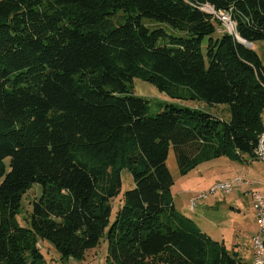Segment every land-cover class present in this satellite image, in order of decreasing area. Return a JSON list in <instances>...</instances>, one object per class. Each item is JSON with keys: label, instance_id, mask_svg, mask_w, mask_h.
Wrapping results in <instances>:
<instances>
[{"label": "trees", "instance_id": "1", "mask_svg": "<svg viewBox=\"0 0 264 264\" xmlns=\"http://www.w3.org/2000/svg\"><path fill=\"white\" fill-rule=\"evenodd\" d=\"M240 39L264 42V0H0V264H45L42 241L83 259L104 236L107 264H252L176 210L167 166L172 149L183 174L260 160L264 66ZM135 79L231 119L174 104L151 117ZM123 170L135 186L111 222Z\"/></svg>", "mask_w": 264, "mask_h": 264}, {"label": "rangeland", "instance_id": "2", "mask_svg": "<svg viewBox=\"0 0 264 264\" xmlns=\"http://www.w3.org/2000/svg\"><path fill=\"white\" fill-rule=\"evenodd\" d=\"M219 17L228 32L234 30L230 15L224 13ZM144 23L151 26L150 24L155 22L145 19ZM161 27L165 28L171 36H185L183 32L167 25H161ZM252 49L259 55L264 66V42L254 43ZM134 85L136 95L150 102L149 116L151 117L157 115L162 105L174 104L180 108L201 109L222 121L228 122L231 119L229 105L210 106L199 101L172 99L155 86L140 79H135ZM236 162L238 161L223 156L202 163L183 174L178 156L172 149L167 166L174 180L171 192L176 210L192 219L214 241L224 243L231 253H241L246 256L245 261L252 262L253 239L260 231L254 202L256 195L264 197V161L255 160L250 165ZM233 166H237V169H233ZM122 176L123 189L120 197L112 201L111 222L122 206L123 193L135 186L129 171L123 170ZM223 183H232L233 185H230L232 190L228 193L225 190H215ZM41 194L42 186L35 184L24 195L22 209L18 216V221L22 226L27 224L26 219L31 211V203ZM204 195L207 197L203 198ZM192 200L196 201L193 211L190 209ZM41 248L45 255V264H107L109 243L107 237L104 236L100 245L86 252L83 259L71 258L66 261L62 260L61 255L51 243L42 241Z\"/></svg>", "mask_w": 264, "mask_h": 264}, {"label": "built area", "instance_id": "3", "mask_svg": "<svg viewBox=\"0 0 264 264\" xmlns=\"http://www.w3.org/2000/svg\"><path fill=\"white\" fill-rule=\"evenodd\" d=\"M205 10L208 11L211 14H216L217 17L221 20L219 16L224 14V12H217L211 7V6H205ZM227 14V13H226ZM230 15V14H227ZM231 17V15H230ZM232 18V17H231ZM233 20V18H232ZM221 23L223 24L224 22L221 20ZM234 24V30L233 31H227L226 26L223 25L224 30L228 32L229 34L236 35V27L237 24L233 20ZM257 155L258 158L262 161H264V134L260 137L259 139V147L257 150ZM230 185H233L232 183H223L218 185L215 190L220 189V190H225L227 193L232 190V187ZM207 196L204 195L203 198H206ZM255 212L257 216V221L260 227V231L258 235L253 239V249H254V261L253 264H264V197L256 195L255 196ZM196 201L192 200L191 202V211L195 209Z\"/></svg>", "mask_w": 264, "mask_h": 264}, {"label": "crops", "instance_id": "4", "mask_svg": "<svg viewBox=\"0 0 264 264\" xmlns=\"http://www.w3.org/2000/svg\"><path fill=\"white\" fill-rule=\"evenodd\" d=\"M252 162H254V161H250V162H247V163H241V164H246V165H250ZM236 163H239V162H236ZM233 169H237V166H233L232 167ZM249 252V251H248ZM253 252V253H252ZM241 254V253H240ZM251 254H253V261H254V249L252 248V251H251ZM242 255V257H243V259L244 260H247V258H246V256L245 255H243V254H241ZM248 257V256H247ZM253 261L252 262H250V263H252L253 264Z\"/></svg>", "mask_w": 264, "mask_h": 264}, {"label": "water", "instance_id": "5", "mask_svg": "<svg viewBox=\"0 0 264 264\" xmlns=\"http://www.w3.org/2000/svg\"><path fill=\"white\" fill-rule=\"evenodd\" d=\"M240 42L247 48L249 49H252L253 48V44L250 43V42H247V41H243V40H240Z\"/></svg>", "mask_w": 264, "mask_h": 264}, {"label": "clouds", "instance_id": "6", "mask_svg": "<svg viewBox=\"0 0 264 264\" xmlns=\"http://www.w3.org/2000/svg\"><path fill=\"white\" fill-rule=\"evenodd\" d=\"M223 26V25H222ZM241 40V39H240Z\"/></svg>", "mask_w": 264, "mask_h": 264}]
</instances>
